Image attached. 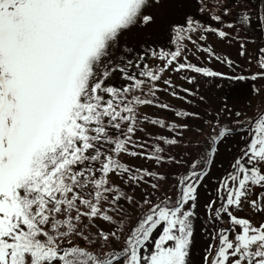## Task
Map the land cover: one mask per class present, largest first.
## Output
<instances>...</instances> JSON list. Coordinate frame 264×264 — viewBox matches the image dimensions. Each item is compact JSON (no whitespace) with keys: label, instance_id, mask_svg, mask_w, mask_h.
<instances>
[{"label":"snow or ice","instance_id":"6c2138e0","mask_svg":"<svg viewBox=\"0 0 264 264\" xmlns=\"http://www.w3.org/2000/svg\"><path fill=\"white\" fill-rule=\"evenodd\" d=\"M190 2L0 0V264H190L198 188L219 145L237 130L222 125L217 114L206 121L208 140L201 148L178 138L190 123L172 124L177 136H157L162 144L149 155L133 150L144 148L136 133L146 132V124L168 126L140 109L168 108L156 102L165 72L222 75L188 61L189 44L212 54L200 43L206 33L224 39L230 36L224 29L235 30L239 39L243 32L240 55L247 42L255 44L258 71L251 79H264V13L249 7V0H218L209 17L213 27L197 18L206 11L204 0H196L195 14L187 10ZM147 7L169 9L167 43L135 55L125 46L114 58L110 50L123 31L155 21ZM113 72L120 73L119 86L108 82ZM163 83L175 87L168 79ZM177 116L199 119L194 112ZM246 135L216 189L220 205H205L210 223L227 226L213 228L202 264H264V222L234 214L248 205L264 218V116ZM177 145L186 153L172 155ZM123 155L183 166L176 192L153 199L167 176L133 169ZM142 183L152 191L138 199L134 189ZM125 204L143 209L135 224Z\"/></svg>","mask_w":264,"mask_h":264},{"label":"rangeland","instance_id":"374dc122","mask_svg":"<svg viewBox=\"0 0 264 264\" xmlns=\"http://www.w3.org/2000/svg\"><path fill=\"white\" fill-rule=\"evenodd\" d=\"M217 2L218 0H204L206 11L204 15L197 18L202 22L212 24L213 27H217L215 22L209 19L210 15L216 10ZM195 4L196 0H191L190 6L187 9L193 12V14L196 13ZM249 7L256 12L264 13V0H254L253 2L249 0ZM145 14L154 16L155 21L144 23L141 20L136 25L130 27V29L123 31L119 37V46L110 50L114 58L119 56L125 46L132 49V54L135 55L136 52L144 47L167 43V23L171 19L169 9L167 7L160 9L147 7ZM224 30L230 32L229 37L221 39L214 33H206V40L200 42L203 47L211 49L212 54L204 51L197 52L191 44L188 45L187 51V58L190 63L222 75L206 77L202 73H194L190 70L165 72L162 80L158 82V87L161 90L156 93V102L167 104L168 108L146 106L143 109L141 108L140 111L150 120L155 118L164 121L168 127L160 128L158 125H144L147 129L146 132H137L134 137V139H138L141 143H144V148L133 150L150 155L156 143L162 144V142L156 140L157 136L169 138L177 136L176 132L169 130L170 126L175 124L170 122L172 120L179 123L177 125L185 122L190 123V128L183 131V136L178 138L184 141H198L201 148L204 147L205 141L208 140L209 132L207 123L206 125L204 123L206 119L213 120L216 118L217 114L220 123L224 126L235 128L244 124L248 125V127H253L254 119L264 109V79H251V75L258 71L256 63L257 46L251 42H247L245 44L246 54L241 56L240 44L245 42L244 33L241 32L240 38L237 39L235 30ZM229 60L233 61L231 65L227 62ZM249 60H251V63H249ZM116 63H120L119 59H116ZM149 63L159 64L158 61H149ZM241 75L245 76L246 79H231V77ZM188 78H193L191 83L188 82ZM163 79L170 80L175 87L169 88L168 85L163 83ZM108 82L119 86L122 82L120 73H111ZM184 89H188V91L186 92ZM173 91L176 92L175 96L171 94ZM183 112L198 113L199 119L177 116V113ZM237 112L240 113L239 117L236 115ZM237 121L240 123H237ZM245 121L251 123H243ZM195 127H201L204 130L203 135L197 132L194 129ZM241 137H244V139ZM248 139L249 137L246 135V132H242L235 133L227 142H222L219 145V151L209 169L208 175L204 177L198 188V199L193 218L194 234L192 237L190 264H202L205 249L212 242L210 234L213 228L227 226L219 223L215 225L210 223L205 205L211 200L216 201V206L220 205V199L216 191L219 181L224 175L228 174L234 158L241 154ZM186 151L183 145H177L172 149L171 154L179 156L182 153H186ZM195 154L193 152V155ZM122 162L128 164L130 167L144 166L146 169L154 170L155 172H163L167 176V179L160 182L161 190L156 193L161 195L164 192H169V195H173L176 192L174 185L176 184L177 177L183 174L184 169L183 166L172 163L160 167L154 160L148 159L146 156L133 157L123 155ZM146 179L150 178L146 177ZM126 190L130 193L133 192L132 187H127ZM146 191L151 192L152 189H148L147 185L142 183L134 189V195L139 199ZM253 192L255 195L261 194L258 188H254ZM124 208L129 216L132 217L129 223L135 224L143 209L132 208L127 204L124 205ZM234 214L241 218H249L254 224L264 222V218L250 210L248 205H242L241 209L238 212H234ZM97 224L102 228L108 227L106 223L97 222Z\"/></svg>","mask_w":264,"mask_h":264},{"label":"trees","instance_id":"16d2710c","mask_svg":"<svg viewBox=\"0 0 264 264\" xmlns=\"http://www.w3.org/2000/svg\"><path fill=\"white\" fill-rule=\"evenodd\" d=\"M254 0H251V2H253ZM126 190V189H125ZM127 191V190H126ZM163 193V192H162ZM168 194H169V192H168ZM157 195V194H156ZM153 196V199H156V197H159V196H161V194H158L157 196ZM139 217H140V215H139ZM97 222H101V223H104V222H102V221H99V220H97L95 223L97 224ZM98 225V224H97ZM99 226V225H98ZM99 227H101V226H99ZM93 231H95V229H93Z\"/></svg>","mask_w":264,"mask_h":264}]
</instances>
